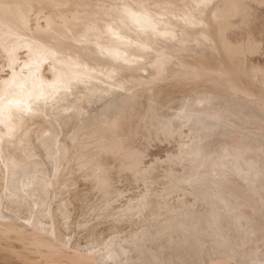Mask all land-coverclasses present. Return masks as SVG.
Returning a JSON list of instances; mask_svg holds the SVG:
<instances>
[{"label": "snow or ice", "instance_id": "1", "mask_svg": "<svg viewBox=\"0 0 264 264\" xmlns=\"http://www.w3.org/2000/svg\"><path fill=\"white\" fill-rule=\"evenodd\" d=\"M252 9L245 0H0V222L35 229L51 251L72 250L101 220L140 222L131 234L117 228L75 248L91 264H189L166 258L178 230L205 237L198 251H224L220 264H264V249L247 251L257 214L264 238V76L254 95L227 64L199 59L264 54ZM175 68L191 95L170 115L155 93ZM240 95L261 110L258 142L249 123H235L229 100ZM160 141L173 151L152 160L148 149ZM104 155L118 156L143 185L135 196L115 188ZM77 170L93 179L95 200L73 199ZM237 175L247 186L243 207L233 202ZM223 215L243 228V259L234 258ZM19 231L5 227L4 240Z\"/></svg>", "mask_w": 264, "mask_h": 264}, {"label": "bare ground", "instance_id": "2", "mask_svg": "<svg viewBox=\"0 0 264 264\" xmlns=\"http://www.w3.org/2000/svg\"><path fill=\"white\" fill-rule=\"evenodd\" d=\"M177 2H180V0H177ZM218 2L223 3L225 2V0H218ZM245 2L253 6L252 20H251L250 26H251L252 33L256 36H259L261 30H264V10L261 9L260 0H245ZM227 38L230 42H236L239 40L240 36L237 33H228ZM187 59L189 63H194L197 60L195 55L190 56ZM199 59L205 62L213 63L216 66H222L224 64H227L230 68L233 69V77L235 79L236 84L240 88L246 89L248 92L254 95L259 94L260 89H261L260 77L264 76V54H261L259 49H257L254 53L248 55L246 58L242 56L238 57V59L235 62L226 56H222L220 53H217L215 55L214 60L212 57V53H208L207 57H205V55L201 53ZM181 70L182 69L180 68L173 69V76L170 77L167 81L159 83L158 91L155 93L156 100L162 104L163 108L166 109L168 114L170 115L174 114V112L182 106V104L187 99V97L191 95V92L189 89L182 86L177 80L174 79L175 73ZM207 87L211 88L213 87V85L209 84L207 85ZM149 99L150 98H142L143 105L147 106L149 103ZM229 103L231 105V108L234 114L237 117L235 123L238 125L242 121L244 123H249L251 125V127L249 128V132L251 133L253 139H255L258 142L259 135H260L261 115H262L259 107L253 108L249 106V104L246 101V97L244 95L230 98ZM93 107L99 110V105H96ZM249 117H251V120H249ZM173 147H174V144L172 142L160 141V142L153 144L148 149V152L152 160L163 161L173 151ZM103 166L107 169L111 179L114 182L115 188L121 193H127L128 196H135V194L138 193L141 188H143L142 184L137 186L134 179L132 180L129 179V177L131 176V173L123 170L122 161L118 156L104 155L103 156ZM69 178L75 181L76 186L79 184V187H80V184H82V186L85 188V190L83 189L84 191L82 192L79 191V192L73 193V199H75L77 195L85 197V198L91 195L93 200L96 199V192L94 188L93 179H90L82 175L79 170L76 171L75 175H73L72 172L70 171ZM159 179L161 182H163L164 176L161 175ZM232 187L234 188L235 192L239 194L238 201H233V202L238 203L240 207H243V205L247 202L246 199L244 198L247 195L246 194L247 186L244 184L243 180L237 175L234 179V183ZM162 190L163 189L161 188V191ZM188 199L191 200V196H189ZM192 212L195 214V218L198 220L199 219V209H192ZM189 222L191 223V221ZM101 223L107 224V223H110V221L101 220ZM137 223H140V222L138 221ZM137 223H133L131 220H129L127 222L128 224L127 226H133V229L129 232H124L125 231L124 229H123L124 231L120 230L119 234L123 236L125 234L133 233L137 228ZM98 225L99 224H96V226L92 229L91 233L81 232L80 234H78L79 239L83 241V245L76 243L74 244L75 248L84 249L91 242V237L93 235H96L99 237L100 232L99 233L97 232ZM123 226L125 225L123 224ZM252 226L255 228L256 236L254 240L249 242V248L247 249V251H248V254L255 252V254L259 256V254L261 253V250L264 249V238H262L259 235V215L258 214ZM5 227L19 228L20 230L19 233L13 236H16L17 238L22 239V240L25 239L29 241V243L32 246H34L37 250H41L44 248V247H40L39 245H40V242L45 239V237L38 234L35 231V229H28V227L23 224L6 226L2 222H0V234L4 233ZM220 227L229 236L231 240V244H232L231 250L235 253L234 258L243 259L245 251H246L245 245H244L243 228L241 226L234 224L227 215L222 216ZM98 229L100 230V228ZM27 230H29V232ZM115 233H116V230L110 233V235L115 234ZM17 238L15 239L14 237L15 242L16 240L17 242H19ZM173 239H175L174 245L172 244ZM202 239H205V237H203L202 235H198L195 230H193L187 236V238H185L184 233L181 230H178V233L175 237H173L170 234L169 239L168 241H166V243L168 244V247L171 250L167 252L166 258L170 261L171 260H176L178 262L188 261L189 264H191V262L194 260L198 261L199 264H203L205 260L208 262V264H220V261L223 259L225 255L224 251L220 249H217L211 252L198 251V249H200L201 247L200 241ZM8 241H12V240H8ZM21 243L22 241L20 242V244ZM6 244L8 245L9 243L7 242ZM11 244L9 245V247L13 246ZM75 248H73L72 250H69L68 248H61L56 251H51L48 248H45L44 250H48L47 252L52 253V254L50 253L47 254L48 256L46 255L47 258H45V260L46 259L48 260V257L51 259L54 256L58 260L57 261H46L44 264H60L62 260L66 262V264H91V258L81 255L75 250ZM24 249L27 250V248H24ZM31 250L30 252H32ZM37 252L39 256V251ZM43 256L42 257L40 256L42 260H43ZM38 260H35L36 263L38 262Z\"/></svg>", "mask_w": 264, "mask_h": 264}, {"label": "rangeland", "instance_id": "3", "mask_svg": "<svg viewBox=\"0 0 264 264\" xmlns=\"http://www.w3.org/2000/svg\"><path fill=\"white\" fill-rule=\"evenodd\" d=\"M83 189L85 190V188L82 186V184H80V187H79V184H78L76 186V188L73 190V193L79 192V191L82 192V191H84ZM96 224H99L97 226V232L98 233L100 232L99 233L100 234V236H99L100 238H106L107 236L110 235V233L114 232L117 228H119V230H122V231L125 230L124 232H129V231H131L133 229V226H127L128 225L127 223L124 224L125 226H123V224L122 225H117L119 227H117V226H114V227L113 226H109L110 223L105 224V223H101V221H98ZM120 226H121V228H120ZM103 227H105V228H103ZM98 228H100V230ZM27 231L29 232V230H27ZM103 232H105V233H103ZM13 235H15V234H13ZM13 235H12L11 239H9V240H12L14 242H12V241H5L4 238H3V234H0V236H1L0 237V264H20V263L21 264H26V263L27 264H33V263H35V264H39V263L44 264L46 261H57L58 260L55 256L52 257L51 259L48 257V260L47 259L45 260V258H47V256H48L47 254L50 253V252H47L48 250H44L45 248L41 249L42 251L41 250H37L34 246H32L29 243V241H27L25 239H23V240L22 239H19L16 236H13ZM14 237H15V239L17 238L19 240V242H17V240L15 242ZM21 241H22V243L20 244ZM81 241L82 240L79 239V236L77 235L75 237L74 244L77 243V244L83 245V241L82 242ZM5 242L6 243L8 242L9 244L7 245ZM11 242H12V244H11ZM10 244L13 245V246H10L11 248L9 247ZM18 246H19V248H18ZM24 248H27L28 251L26 249H24ZM29 249L32 252H30ZM35 251L36 252L39 251V256H38V252L36 253ZM43 251H45V252H43ZM43 254H44V256H43ZM50 254H52V253H50ZM40 256L41 257L43 256V260L44 261L42 260V258H40ZM38 258H39V260L40 259L41 260L39 261ZM33 260H34V262H33ZM35 260H38V262L36 263ZM63 262L64 261L62 260L60 264H66V262H64V263Z\"/></svg>", "mask_w": 264, "mask_h": 264}]
</instances>
